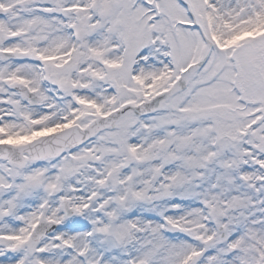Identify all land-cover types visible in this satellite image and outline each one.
Returning a JSON list of instances; mask_svg holds the SVG:
<instances>
[{"label":"snow or ice","instance_id":"snow-or-ice-1","mask_svg":"<svg viewBox=\"0 0 264 264\" xmlns=\"http://www.w3.org/2000/svg\"><path fill=\"white\" fill-rule=\"evenodd\" d=\"M0 264H264V0H0Z\"/></svg>","mask_w":264,"mask_h":264}]
</instances>
